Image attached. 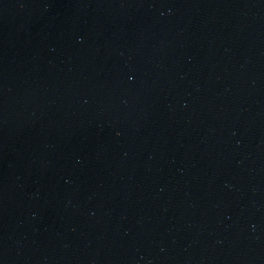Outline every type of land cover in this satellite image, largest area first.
Instances as JSON below:
<instances>
[{
	"label": "water",
	"instance_id": "obj_1",
	"mask_svg": "<svg viewBox=\"0 0 264 264\" xmlns=\"http://www.w3.org/2000/svg\"><path fill=\"white\" fill-rule=\"evenodd\" d=\"M0 264H264V0H0Z\"/></svg>",
	"mask_w": 264,
	"mask_h": 264
}]
</instances>
